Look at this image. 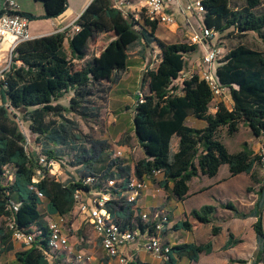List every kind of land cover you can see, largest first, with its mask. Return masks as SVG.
<instances>
[{"label": "trees", "instance_id": "16d2710c", "mask_svg": "<svg viewBox=\"0 0 264 264\" xmlns=\"http://www.w3.org/2000/svg\"><path fill=\"white\" fill-rule=\"evenodd\" d=\"M35 1L43 4L46 19L57 18L68 8V0ZM243 2L242 8H232L230 0H202L205 8L204 27L218 34L230 28L243 34L254 32L264 42V13H254L260 1ZM22 15L34 20L30 14ZM76 24L80 30L70 37L64 31L20 43L12 54V62L6 73L3 83L6 89L1 90V94H6L8 103L0 106V255L14 249L12 232L6 226L5 218L11 217L19 230L33 237L31 247L16 253L18 264H51L52 260L55 261L62 254L49 256L48 225L39 210L41 200L34 189L43 193L48 214L68 218L75 209L74 192L77 189L87 191L89 187L83 185V180L76 182L71 175L63 184L51 176L46 168L42 171L43 176L34 183L39 169L37 161L28 155L26 136L9 111L23 112V121L37 140L44 138L49 141L51 147L41 146L43 148L40 153L56 161L61 152L60 146L69 143L75 152L74 168H79L80 173L86 175H101V184H105L111 178L109 144L102 140H92L89 148H86L79 142L88 139L87 136L81 138L73 135L77 142L68 140L74 124L65 119L64 115L77 113L84 119H97L100 112L92 100L95 89L120 79V74L127 70L129 51L136 44L147 47L156 43L160 50L157 66L146 69L141 77L144 102H137L134 109V133L147 155L146 159L140 160L135 166L138 178H150L152 171L161 170L164 178L160 181L152 180L154 184L175 199L184 201L188 198L189 182L193 178H214L220 168L227 165L231 177L246 174L254 179L255 167L258 162L261 163L260 156L252 150L245 148L231 153L223 143L220 132L226 129L227 134L233 136L239 131L240 125L244 124L255 136H264L262 52L241 44L218 59L216 77L220 85L229 89L232 108L228 109L220 102L212 114V93L206 82L201 80L197 72L182 76L187 67L186 55L196 51L197 45L165 44L158 41L155 37L157 23L145 22L135 29L136 23L125 19L119 11L113 9L109 0H92ZM107 33H112L114 38L100 55L76 69L73 60H84L90 41L97 35ZM66 39L70 57L64 50ZM175 82L181 83L174 85ZM69 92L73 96L67 105L57 103ZM108 92L107 88L101 91L104 98H107ZM50 115L64 121L57 124L48 122ZM190 116L205 121L206 127L194 129L188 126L186 120ZM173 139H177L174 148ZM7 167L13 173L10 183L3 175ZM123 190L116 191L117 196L112 195L115 199L108 201L106 208L114 221H124L123 228L135 229L132 221L139 218L138 211H130L124 205L121 198ZM13 200L18 205L16 211L9 209ZM223 208L238 213L231 203L223 205ZM261 210L259 204L250 216L256 218V240L264 252ZM214 212V207L203 206L199 210H192L190 216L200 224H209ZM138 225L141 232L149 229L152 233V224L142 226L139 218ZM172 230L191 231L192 225L188 221H180ZM219 233L220 228L214 227L212 237ZM239 242L230 235L225 247H233ZM212 251V241L175 245L164 259V264H177L180 258L196 263L202 254H210ZM136 264L145 263L137 261Z\"/></svg>", "mask_w": 264, "mask_h": 264}, {"label": "rangeland", "instance_id": "374dc122", "mask_svg": "<svg viewBox=\"0 0 264 264\" xmlns=\"http://www.w3.org/2000/svg\"><path fill=\"white\" fill-rule=\"evenodd\" d=\"M30 1V0H29ZM260 5L254 10V13L261 14L264 13V0H259ZM38 3L31 4L33 9L37 8L42 11L41 2L37 1ZM75 3V0H72V4ZM230 5L232 8H242L244 6L243 0H230ZM189 24L191 25L190 28H183L181 23L177 27L173 26L170 28H166L164 26H159L156 32V39L161 41L165 44H178L184 43L189 44V37L190 31L191 32H198V30L202 26L203 17H197L193 14L188 15ZM32 28H36L37 25H32ZM30 27V28H31ZM112 35V34H111ZM112 36L100 34L95 36L89 44L87 54L88 58H93L94 56L98 55L110 42ZM210 42L216 48H221L222 54H225L229 50L235 48L238 45H246L247 47L253 48L263 53L264 55V42L258 37V35L254 32H249L247 34H243L241 32L236 31L234 28H230L229 30L223 33H214L213 37L210 39ZM225 49V50H224ZM206 53L203 47L196 49V51L187 54L186 57L191 56L195 60H202V57ZM220 56V57H221ZM129 66L128 71L123 72L120 74V79L117 82H113L112 84H102L100 87L95 89V95L92 98L94 104L99 109L100 116L97 119H84L82 116H79L77 113H66L64 118L73 123V131L70 136H68V140L75 141L73 135H78L81 138L89 137L88 139L84 140L82 145L86 148H89V143L92 140H102L110 142L115 138V132L110 125V114L113 113V110H117L119 107L118 103H113L110 98H119L124 97L127 111H130L137 105V96L141 91V77L146 69H154L158 62L160 61V50L157 49L156 43H152L150 46L143 47L141 44H136L130 51H129ZM191 59V58H190ZM10 61V54L6 53L4 55L3 51L0 50V65L7 64ZM86 60L82 63L85 64ZM82 63L81 67L83 66ZM187 67L182 74L187 76V73L198 72L197 68L195 70H191V60L187 61ZM11 64V63H10ZM217 61L214 63V70L216 69ZM80 67V68H81ZM140 76V79L137 82L132 81L133 76ZM184 76V77H186ZM122 79V80H121ZM117 87L114 85L118 84ZM181 82H175L174 85H180ZM114 87V91L111 94V90ZM107 88L108 94L107 98H104V94L101 93L103 89ZM147 93L148 91L145 90ZM111 95V96H110ZM2 96L5 99V102L8 103V98L5 93L1 94L0 90V103H2ZM71 97V93H67L60 99V102L63 105H67L69 102V98ZM116 101V100H115ZM223 102L228 109L232 108V100L228 93L221 98H217V100L210 104V108L215 111V105L218 103ZM122 107V112H123ZM114 114V113H113ZM12 118L19 123V128L21 132L26 136V140L28 141L27 152L29 156L34 159L35 161L39 160V155L36 154V151H42L41 146H49L48 140L44 138H40L37 140L36 136L29 131L28 124L23 121V112L19 113L14 111L13 114L10 113ZM18 118H17V117ZM19 118L21 120H19ZM47 121L60 123L64 120L59 117L49 116ZM129 122L126 123L127 129L126 132L129 131L128 125ZM130 127V126H129ZM125 128V126H124ZM129 132L127 137L129 136ZM130 137V136H129ZM128 137V138H129ZM220 137L224 144L227 145L230 152H239L243 149H249L254 152L255 155L259 156L261 147L264 143V136H255L251 129L244 124H241L239 127V131L235 133L233 136H229L227 134L226 129H222L220 132ZM127 142V141H126ZM115 143V142H111ZM133 146L132 143H129ZM36 149V151L34 150ZM61 152L59 157L57 158V165L53 168V171H56L58 181L63 183L68 179V176L71 175L75 179V181H80L86 179L87 175L85 173H80L81 170L75 169V163L73 162L74 158V150L70 147V144L60 146ZM139 147L135 146L134 148V155L136 156V162L141 160V152H139ZM44 154V153H41ZM47 155V154H44ZM49 174L53 176V173ZM255 178L253 179L251 176L248 175H240L237 178L230 180V174L228 170V166L224 165L220 168L218 174L214 178H204V182H195L192 185V189L195 191L200 185L207 187L203 193H199L194 196V198L189 202L195 205L201 206H212L215 208L214 215L212 217L211 222L208 226H202L199 222L194 220L190 216L186 219L191 225L193 233L192 235H187V232L182 230L174 231L172 230L173 226L181 221V216L176 217L178 215L173 216V222L170 226V221L168 220V226L170 228L167 229V234L170 237L169 241L170 244L173 246L179 245L180 243H186L188 240H196L198 244H204L208 241L213 242V251L210 254H202L201 258L196 263H190L188 260H179L178 264H264V252H262L261 246L258 244L256 240V234L254 230V224L256 223V218L251 217V212L256 209V207L260 204L262 210L261 218H262V226L264 229V164L258 162L255 167L254 172ZM151 181V180H150ZM6 182V181H5ZM153 184L154 182L151 181ZM99 182H94L93 186H98ZM90 186V184H88ZM90 189V188H89ZM15 201V200H14ZM231 203L238 211V213H234L230 210L224 209L223 205ZM42 212L45 211L44 207L40 206ZM78 214H80L78 212ZM77 215V213H76ZM242 215H247L246 217H242ZM56 218V217H55ZM54 218V219H55ZM71 220L70 217L66 219L68 225L67 228L70 229L71 235V226L69 221ZM184 220V219H183ZM192 222V223H191ZM7 224V221H6ZM118 224L124 226V221L118 220ZM139 224V218H136L134 226ZM214 227L220 228V233L212 237V230ZM33 231V230H32ZM94 231V230H93ZM166 234V235H167ZM166 235L161 234L160 240L162 244H166L167 241L162 240V236L165 237ZM233 235L235 240L240 241L233 247L226 248V244L229 240V236ZM70 238V236H69ZM190 238V239H188ZM17 245L23 248H27L22 241H15ZM141 238H137L135 241L131 242L126 251L128 253H139L141 250ZM172 246V247H173ZM171 247V246H170ZM103 249V248H102ZM21 252V251H20ZM145 252V251H144ZM16 253L18 252H11L8 254H3L0 256V263L1 264H18L16 259ZM91 256V255H90ZM145 257L147 259L137 256L135 263L138 261L140 263L145 264H164L163 257H157L153 254L146 253ZM101 262L105 261L106 254L103 250V254L99 257Z\"/></svg>", "mask_w": 264, "mask_h": 264}, {"label": "built area", "instance_id": "2783aa9c", "mask_svg": "<svg viewBox=\"0 0 264 264\" xmlns=\"http://www.w3.org/2000/svg\"><path fill=\"white\" fill-rule=\"evenodd\" d=\"M110 5L113 9L119 11L125 19H129L132 23H136L135 29H138L139 24L145 22L157 23L159 26L166 28L177 27L179 19L175 13L171 11V6L178 7L185 21L189 23V14H193L197 17H203L205 8L202 4V0H109ZM187 23V24H188ZM79 30V27H76ZM189 37V45H205L214 34L213 30L204 27L203 22L199 32H191ZM34 39L29 31L28 19L22 15L19 10L18 4L15 0H0V43L8 42L10 44V61L6 69L0 72V90H5L6 86L3 85L6 79V73L9 70L10 63L12 62V54L16 47L25 41ZM222 54L221 48H212L202 57L201 64L198 68V74L201 80L205 81L212 93V101L215 102L217 98H221L229 94V89L225 86L220 85L216 77L214 70V63L220 59ZM190 75V73H189ZM184 77V75H182ZM230 96V94H229ZM138 103L144 102L143 92H139L137 96ZM213 105V104H211ZM215 111L217 105H215ZM13 114L12 111H9ZM18 118V117H17ZM19 124V123H18ZM26 140V151L28 146ZM28 153V152H27ZM29 155V154H28ZM39 160L37 165V179L34 183L38 182V178L42 175L43 169H47L56 178L58 175L53 171L56 167L57 162L49 159L48 156L38 153ZM259 156L261 163L264 164V143L261 147ZM123 157L122 149L114 150L110 154V162H115ZM57 171V170H56ZM4 177L7 182L13 180V173L9 167L4 169ZM100 176L87 175L84 179L83 185L92 187L93 183L100 182ZM164 178V173L161 170H154L149 178L151 181H160ZM58 180V179H57ZM90 184V186L88 185ZM148 183L144 178H138L136 174L130 175L124 180L121 188L124 189L121 194H124L123 201L124 205L128 207L130 211L137 212V202L142 191L148 188ZM117 183L113 178L107 179L105 187L97 193L87 194L82 189H77L73 194V200L75 208L78 212L84 216L90 224L93 226L95 231L99 234L101 240V246L106 254L105 261L100 264H136L135 257L126 255L123 251L124 247L128 246L131 242L137 238L144 240L143 250L146 253L153 254L157 257H163L166 259L168 253H170L171 247L169 245L162 244L160 235L167 228L169 218L167 215L162 213H155L154 220L151 221L150 214L138 213L141 225L152 224V233L150 234L149 229H145L141 232L139 225L135 224V220L132 221V225L135 229L123 228L120 224L114 221V218L110 211L106 208V203L115 197L110 195L109 189H117ZM37 193L38 198L43 201L45 199L43 193L34 189ZM18 205L11 201L9 209L17 210ZM56 218L49 222V239H48V253L51 257L52 254L57 253H68L70 250V229L67 228L66 217L56 215ZM7 221L6 226L12 232V240L22 241L27 248L31 247L33 243V237L26 234L22 230H19L11 217L5 218ZM51 260V259H50ZM93 258L90 255L84 254L78 251L74 257L72 264H91Z\"/></svg>", "mask_w": 264, "mask_h": 264}, {"label": "crops", "instance_id": "0c3cea01", "mask_svg": "<svg viewBox=\"0 0 264 264\" xmlns=\"http://www.w3.org/2000/svg\"><path fill=\"white\" fill-rule=\"evenodd\" d=\"M15 1L18 4L19 10L22 14L26 13V14H30L34 17V20H30L29 18L26 17L28 19L29 31H30V34L32 35L33 38L49 36V35L59 33V32H64V31L67 32V37L72 36L73 34H75L76 32H78L80 30V28H79V30H76V27H79L76 24L77 19L85 11V9L88 7V5L92 2V0H75V3L72 4V0H68V8L62 15H60L57 18L46 19V18H44L45 11H44L43 4H41L42 11H40L37 8L33 9L32 5H31L34 3H38L35 0H30V1L29 0H15ZM186 1H190V0H186ZM171 11L177 15V17L179 19V24L180 23H181V25L183 24L182 25L183 28H185V27L190 28L191 27V25L185 21V19L182 16L180 9L178 7L171 6ZM32 25H37V27L32 28L31 27ZM199 31H200V29L198 30V32ZM111 34L112 33H107L104 35L112 36L110 39V41H111L114 38V35L113 34L111 35ZM200 47H203L205 49L206 53L208 50H210L212 48H216L215 46L212 45L210 40L205 45L197 46V49ZM0 50L3 51L4 55H6V53L10 54V44L8 42L0 43ZM64 50H65L66 55L68 57H70V52L68 50V39H66L64 42ZM100 53L94 57H98L100 55ZM90 59H92V58H88V54H87V56L85 57L84 60L87 61ZM129 59L130 58H128V61H127V70L126 71H128V66H129V62H130ZM84 60H81V61L73 60V64H74L75 68L80 69L81 65H79V64L82 63ZM186 60L187 61L191 60V70H195L196 68L198 70V68L201 64V59L195 60L191 56H189V57H186ZM8 65H9V62L7 64H4V66L0 65V72L3 71L4 69H6L8 67ZM82 65H84V64L82 63ZM189 73H187V75H189ZM184 76H186V75H184ZM139 79H140L139 75L137 77L136 76L132 77V81L136 82L135 83L136 86L138 85L137 82ZM121 80L118 82V84L114 85V87H117L120 83H122ZM114 87L111 90L112 91L111 94L114 91L113 90ZM72 96H73V94L71 93V97ZM118 97L119 98H115V97L110 98L109 97V100L111 99V101L113 103H118V106H121V108L119 107L117 110H113L114 114L113 113L110 114V117H109L110 125L113 129V132H115V134H114L115 138L111 142H115V143H111L108 139H106V140L108 141V144L110 146L109 147L110 154L114 150L122 149L123 157L121 159L115 161V162H112V163L110 162L109 174H110L111 178H113L117 183V187H116L117 189H109L111 196L112 195L117 196L116 191L119 192V188H121L124 180H126L128 176L135 174V166L137 164L136 156L134 155V152H133L135 146L139 147V150H140L139 152H141V155H142L141 160H144L147 158V155L145 154L144 150L140 147V145L137 141L136 135L134 133L133 116H134L135 107L132 108L130 111H127L126 108L128 106H126L125 98L120 97V96H118ZM70 98H69V100H70ZM4 103H5V99L3 97L2 103H0V106L3 105ZM57 103L62 104L60 101H58ZM123 106H124V108H123V112H122ZM215 112L216 111H213V109L210 108V113L214 114ZM127 122H129V125L128 124L127 125H128V129H130V130L126 132L125 130L127 129V127H126ZM186 124L188 126L194 128V129H203L206 127L205 121L198 120V119L191 117V116L187 118ZM124 126H125V128H124ZM128 132L130 133L129 134L130 137L128 136L129 138L127 137ZM172 142H173L172 148H174L176 145L177 139H173ZM129 143H132L133 146H131ZM226 147H227V145H226ZM34 150L36 151L35 148H34ZM231 153H234V152H231ZM36 154L38 155V151H36ZM241 175H246V174H241ZM238 176H240V175H238ZM238 176H235V177L230 176L231 179L227 180V181H231L234 178H237ZM248 176H250V175H248ZM204 178H206V177L199 176V177L193 178L189 182L188 198L184 201H179V200L175 199L174 197H172L169 192H166L163 189L158 188L155 184H153L150 181L149 178L144 177V180H146V182L148 183L149 186L145 191H142L140 196H139V199L137 202L138 213L144 212V213L150 214L151 221L154 220V214L155 213H162L163 215H167V217L169 218V221H170V226L172 223H174L172 217L175 215H178L176 217L181 216V219H182L181 221H186V219L189 218V213L192 210H199V208L201 207L199 205H195L192 203L189 204V202L194 198L195 195L205 192V189L207 187H209V186L204 187L203 185H200L195 191L192 189V185L195 182H197V181H198V183L204 182ZM66 182H67V180L64 183L62 181L63 184H65ZM98 184H99L98 186L89 187L90 189H88L86 191L87 194L90 195L92 193H97L102 188L105 187V184H101V183H98ZM210 189H212V188H210ZM210 189H206V190H210ZM123 197H124V194H121V198H123ZM40 206L44 207V209H45L44 212L41 211ZM40 206H39V210L41 212V215L43 216V219L47 223V225H49V222L54 220L55 216H52V215L47 213V201H46V199L41 201ZM76 213H77V215H76ZM69 217L71 218V220L69 221V224L72 228L71 235L69 238L70 250L68 253L60 254V256L57 257V259L55 261L54 260L51 261V264H54V263L55 264H72L73 257L78 251H80L84 254H87V255H91L93 258V262L91 264H100L101 261L98 257L101 254H103V249L101 246V240H100L99 234L95 231L93 226L90 224V222L84 216H82L81 214H78L77 208L74 209V211L72 212V214ZM203 225L208 226L209 224H202V226ZM168 228H170V227L167 226L163 235H166L168 233L167 232ZM182 231L187 232V235H192L193 233H195V232H193V230H191V231L182 230ZM170 237L171 236H169L167 234L165 237L162 236V240L167 241L166 244H169V246L172 247L173 245L170 244V241H169ZM188 239H190V238H188ZM12 243H13V248H14L12 252H20V251H24V250L28 249V248L21 249V247L19 245H17V243H15L14 240H12ZM143 243H144V240L141 238V244H140L141 250L139 253H128L126 251L127 246L124 247L123 251L126 255L134 256L135 259H137V256L140 257V259H142V258L147 259V257H145V252L143 250V246H142ZM186 243L198 244V242L194 239L188 240V241H186ZM182 244H184V243H182ZM8 253H11V252H8ZM8 253H3V254H8ZM3 254H1V255H3ZM200 258H201V256H200ZM184 259H186V258L177 259V264L179 263V260H184Z\"/></svg>", "mask_w": 264, "mask_h": 264}, {"label": "bare ground", "instance_id": "6f19581e", "mask_svg": "<svg viewBox=\"0 0 264 264\" xmlns=\"http://www.w3.org/2000/svg\"><path fill=\"white\" fill-rule=\"evenodd\" d=\"M54 172H56V171H54ZM34 181H35V178H34Z\"/></svg>", "mask_w": 264, "mask_h": 264}]
</instances>
